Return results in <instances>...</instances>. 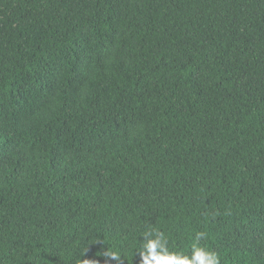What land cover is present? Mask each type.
Segmentation results:
<instances>
[{
  "label": "trees",
  "instance_id": "trees-1",
  "mask_svg": "<svg viewBox=\"0 0 264 264\" xmlns=\"http://www.w3.org/2000/svg\"><path fill=\"white\" fill-rule=\"evenodd\" d=\"M264 264V0H0V264Z\"/></svg>",
  "mask_w": 264,
  "mask_h": 264
},
{
  "label": "clouds",
  "instance_id": "clouds-1",
  "mask_svg": "<svg viewBox=\"0 0 264 264\" xmlns=\"http://www.w3.org/2000/svg\"><path fill=\"white\" fill-rule=\"evenodd\" d=\"M207 237L206 232L198 231L192 237L190 250H174L163 231L150 227L143 232L139 247L138 264H220L216 251L210 250L200 243ZM104 264H121L122 257L118 251L106 250L102 253ZM81 264H99L96 259H83Z\"/></svg>",
  "mask_w": 264,
  "mask_h": 264
}]
</instances>
